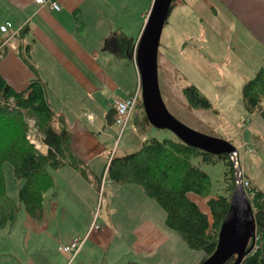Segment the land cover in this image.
Instances as JSON below:
<instances>
[{
    "label": "rangeland",
    "instance_id": "1",
    "mask_svg": "<svg viewBox=\"0 0 264 264\" xmlns=\"http://www.w3.org/2000/svg\"><path fill=\"white\" fill-rule=\"evenodd\" d=\"M122 1L127 3V0ZM91 2L89 23L95 26L106 15V11H104L106 4L105 0ZM180 5L181 3L178 4V6ZM189 12H191L190 7H186L182 11L176 7L168 18V23L162 33L159 50V76L163 99L170 112L179 121L203 134L230 141L240 153L241 166L245 160L244 143H255L256 151L249 146H246L245 150L256 152V156L253 157L261 167H264V147L258 146V144L260 145L258 142L262 140L261 137L251 133L253 125L250 128H244L246 121L249 122L250 119L255 118L254 114L247 111L242 99L245 65L243 63L241 66L242 60L237 56L236 51L232 52L231 60L232 58L233 60L229 67L221 64L224 55L220 59L212 58L207 47L208 44L215 46L216 41L210 39L211 33L209 32L211 31ZM203 35L207 39H202ZM201 40L206 42H200ZM107 51H109L108 54H100L97 62L100 63L98 67L100 71L109 75L111 72H118V67L114 64L116 59L111 57L110 50L107 49ZM164 55L174 62L175 69L171 70L166 66L163 62ZM119 62L123 64L122 66L128 74L122 90L118 88L117 91L119 95L124 96L134 88V67L133 63ZM221 69L224 71L221 72ZM109 76L103 74L101 77L99 75L97 82L98 109L95 112L97 114L95 126L90 124L91 120L86 114L83 117V123H86L90 132L98 140L97 148H100V156L97 159L100 162L107 164L110 155L121 157L134 153L143 146L146 139L179 138L171 130L157 128L148 121L143 106L142 108L140 106V104L143 105L142 96L138 101L140 104L137 105L132 119L124 131L116 122L110 123L107 114L112 107L107 104L114 99L110 94L116 82L114 79H110L111 82L104 81V78L107 79ZM193 83L211 99L212 108L210 109L218 118L215 121L211 122L201 115V110L204 109H195L188 105L189 103L183 95V88ZM74 114L79 115V113ZM262 121L264 122V119ZM37 125L39 127L38 122ZM55 126L58 127V124L55 123ZM40 132L42 133L41 130ZM249 158L251 157L248 155L247 160ZM198 161L194 160L202 170L211 176L212 191L209 197L195 193L189 195L211 217L208 199L226 194L225 165L223 161L215 164H199ZM3 169L7 194L11 199L19 202V187L22 185V181H19L15 176L10 161L4 163ZM261 175L263 178L259 180V185L264 191V173ZM104 177L101 191L97 190L94 206L86 203L75 204L72 198L76 196L71 198L63 196L61 193L59 198L69 203L67 206L63 205L60 203L61 199L58 202L53 195L55 187L45 196L42 219L32 217L21 205L14 227L0 228V264H71L57 254V246L60 244L69 245L75 240L84 242L80 260L75 264H127L129 261L144 263L146 259L151 258L150 254L142 253L139 256L137 248L139 244H144L147 240L154 248L150 264H165L169 261L174 263L177 261L176 252L181 254L180 264L201 263L206 255L205 252L187 247L178 234L167 226L171 232L169 241L166 236H162L158 240V234V237L149 234L148 230L151 228L149 226H161L166 217L165 211L157 203L153 200L152 203L147 201L150 199L141 202L136 194L130 195V192L113 198V195L108 193L107 185L110 180L106 179L105 183ZM113 184L130 188V185H120L115 182ZM134 186L141 188L136 184ZM119 189L116 187L115 190ZM248 195L250 198L249 193ZM141 196L148 198L145 194H141ZM88 224L89 230L86 233ZM141 256L145 257V260ZM198 257L199 260L193 263Z\"/></svg>",
    "mask_w": 264,
    "mask_h": 264
},
{
    "label": "crops",
    "instance_id": "2",
    "mask_svg": "<svg viewBox=\"0 0 264 264\" xmlns=\"http://www.w3.org/2000/svg\"><path fill=\"white\" fill-rule=\"evenodd\" d=\"M56 1L60 5L59 10L49 7V5H38L35 0H0V27L10 21L12 24L11 30L18 31L17 40H19V34L24 29L26 30L20 41L25 46H29L28 50L31 53V59L38 70V74L47 83L48 97L52 107L56 112L65 116L73 132V147L75 151L87 162L96 175L104 177L108 162L106 164L97 159L100 156V148H97L98 140L90 132L86 123H83V117L86 114L91 120L90 124L95 126L97 122V114L95 112L98 109L96 94L98 93L97 82L99 75L101 77L103 74L106 76L111 75L107 79L104 78V81L111 82L110 79L115 80L116 83L110 94L115 99L116 96H121L117 91L118 88L122 90L128 74L123 68V64L119 62L121 60H118L111 51L110 55H112L113 59H116L114 64L117 65L118 72H111L109 75L102 73L98 68L100 63L97 60L100 54L109 53L104 42L106 37L112 32L122 31L133 40L138 41L147 21L153 0H127V3L122 0H105L104 11H106V15L95 26L89 23L91 19L89 12L92 6L91 1L95 0ZM176 7L179 11L190 7L191 12L189 13L193 17H197L201 24L211 31L209 32L211 33L210 39L215 40L216 45L208 44L207 50L212 58L220 59L224 55L225 57L221 60V64L229 67L233 60V58L231 60L232 52L236 51L237 56L242 60L241 66L244 63V68L246 69L243 75L244 85L256 75L260 68L264 67V0H186L180 6H175L171 10L169 17ZM77 8L81 10L84 22L82 30L79 28L74 15ZM0 37H4L2 39V42H4L6 36L1 30ZM203 38L204 40L207 39L204 35ZM18 44L20 46L19 41ZM23 51V48L19 50L7 49L5 56L0 59L1 74L5 77L8 84L17 90L26 88L29 82L36 77L35 72L28 67L22 58L21 53ZM163 60L167 67L171 68V70L175 69L174 62L169 57L164 55ZM131 63H133L134 67L135 85L132 91L130 90L124 97L135 91L138 84V71L134 60ZM223 71L224 69H221V72ZM203 93L208 97L205 92ZM114 99L107 104L112 107L111 109L115 108ZM72 111L79 113V115L76 116ZM201 115L211 122L218 119L211 109L201 110ZM254 116L255 118L244 123V128H250L253 125L251 133L256 134L257 137L259 136L263 140L260 142L256 141L260 145L256 144L264 147V122L262 121L264 116L261 112L254 113ZM87 117L85 118L87 119ZM114 118L116 120V117ZM115 120L113 121L114 123ZM254 144L244 143L243 178L260 187L259 180L263 178L261 173H264V167H261L259 162H256L254 158L256 152H247L245 150L246 146H249L256 151ZM248 155L251 158L247 160ZM53 174L56 201H60L61 198L59 197L63 193V196L71 198L76 196L72 198L75 204L86 203L91 206L95 205L97 188L84 179L76 170L71 167H63L54 171ZM104 180L106 183L105 177ZM126 185H130V188L114 185L110 181L107 185L109 188L108 193L113 195V198L119 195L122 196L125 192H130V195L136 194L141 202L150 199L141 196V194H145L142 188L134 186L135 184ZM116 187L120 189L116 191ZM147 201L152 203V199ZM60 203L66 206L69 204L64 199H61ZM149 227H151L148 230L149 234L151 233L155 237L159 235L158 240L162 236H166L168 241L171 238V232L165 225V219L164 224H161V226L150 225ZM88 230L89 224L85 232L87 233ZM61 246L65 245L60 244L57 246V254L63 260L65 259L71 264H75L80 260L82 249L70 260L59 250ZM137 251L139 256L142 253L150 254L151 258L146 259L143 264L152 262L153 254L151 253L154 248L150 241L148 242L147 240L144 244H139ZM176 255V262L172 263V261H169L165 264H180L181 254L179 255V252H176ZM141 258L145 260V257L141 256ZM198 260L199 257L193 263Z\"/></svg>",
    "mask_w": 264,
    "mask_h": 264
},
{
    "label": "trees",
    "instance_id": "3",
    "mask_svg": "<svg viewBox=\"0 0 264 264\" xmlns=\"http://www.w3.org/2000/svg\"><path fill=\"white\" fill-rule=\"evenodd\" d=\"M183 2L186 0H173L171 10ZM74 15L82 30L84 22L81 10L77 8ZM25 31L19 34L18 50L23 48L21 56L36 77L26 88L17 90L8 84L0 72V228L14 227L21 205L29 215L42 219L45 196L55 187L53 172L56 170L71 167L98 191H101L103 179L75 151L73 132L65 116L52 107L47 83L38 74L29 46L20 41ZM3 38L0 37V43ZM104 43L118 60L126 63L133 61L137 41L124 32L110 33ZM183 94L192 108H212L210 99L194 84L183 88ZM243 100L249 113L261 112L264 116V67L245 83ZM140 106L142 108L143 105ZM27 116L37 120L44 140L50 147L46 154L27 140ZM116 116L114 108L109 110L107 119L112 123ZM195 159L199 160V164L223 161L225 165L226 194L208 199L211 217L189 195L195 193L209 197L212 191L211 176L194 162ZM6 161L12 163L15 176L22 181L19 202L7 194L3 169ZM105 178L120 185H139L145 195L165 211V225L176 232L187 247L205 252L201 262L215 252L220 229L236 188L234 162L229 155L207 153L179 138H151L146 139L143 146L134 153L121 157L110 155ZM247 190L257 220V245L242 264H264V191L252 183ZM252 244L253 241L249 247ZM235 259L233 256L226 264H233ZM127 264L143 263L129 261Z\"/></svg>",
    "mask_w": 264,
    "mask_h": 264
},
{
    "label": "water",
    "instance_id": "4",
    "mask_svg": "<svg viewBox=\"0 0 264 264\" xmlns=\"http://www.w3.org/2000/svg\"><path fill=\"white\" fill-rule=\"evenodd\" d=\"M173 0H153L150 14L134 52L141 76L142 101L148 121L157 128L169 129L184 143L214 155H229L234 162L236 188L230 208L222 223L215 252L200 264H242L252 252L257 236V220L243 183L238 149L228 140L212 137L179 121L168 109L160 88L159 50L162 33L171 12ZM253 244L249 247L250 242Z\"/></svg>",
    "mask_w": 264,
    "mask_h": 264
},
{
    "label": "built area",
    "instance_id": "5",
    "mask_svg": "<svg viewBox=\"0 0 264 264\" xmlns=\"http://www.w3.org/2000/svg\"><path fill=\"white\" fill-rule=\"evenodd\" d=\"M35 2L38 5H49V7L59 10L60 5L56 0H35ZM150 14V12H149ZM148 14V16H149ZM12 24L10 21H7L3 26L0 27V30L2 33L5 34V41L0 44V59L3 58L6 54V50H18L19 44L17 35L18 31L11 30ZM133 60L135 62L137 71H138V84L131 94H129L126 97L122 96H116L114 99V107L117 111L116 116V124H118L122 131L126 129L128 124L130 123L132 116L137 108L138 101L140 97L142 96V83H141V76L139 73V69L136 62V52L133 54ZM27 123V140L41 153L46 154L49 151V145L45 142L42 133L39 130V127L37 125V121L35 118L29 116L26 120ZM106 176V175H105ZM243 183L246 191L251 186V182L247 179L243 178ZM257 241V236H256ZM256 241H255V247H256ZM84 245V242L75 240L69 245L61 246L59 250L64 253L68 259H73L78 252L82 249Z\"/></svg>",
    "mask_w": 264,
    "mask_h": 264
}]
</instances>
